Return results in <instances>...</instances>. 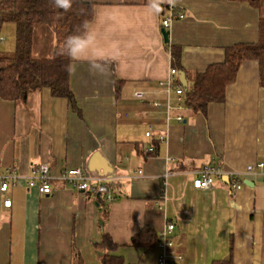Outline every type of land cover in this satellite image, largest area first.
<instances>
[{"label":"crops","instance_id":"obj_1","mask_svg":"<svg viewBox=\"0 0 264 264\" xmlns=\"http://www.w3.org/2000/svg\"><path fill=\"white\" fill-rule=\"evenodd\" d=\"M84 1L94 5L96 40L71 60L77 110L48 88L24 104L0 98V169L28 177L34 165L48 164L53 176L50 195L25 180L0 193V264H101L104 235L125 264H162L163 256L170 264H264V180L245 179L250 185L238 192L227 180H215L210 190L193 187L209 162L230 170L264 162V63L244 62L225 102L209 104L206 114L185 104L196 75L223 63L228 48L259 43L264 0ZM162 4L184 15L168 29L169 43ZM3 38L6 53L12 46ZM55 46L51 30H36V58H51ZM92 62L105 71L92 70ZM171 69L186 91L181 101L175 90L160 87ZM78 167L109 179L115 200L61 180ZM170 223L175 229L167 238L174 244L160 247ZM145 228L159 236L157 245L133 246Z\"/></svg>","mask_w":264,"mask_h":264},{"label":"trees","instance_id":"obj_2","mask_svg":"<svg viewBox=\"0 0 264 264\" xmlns=\"http://www.w3.org/2000/svg\"><path fill=\"white\" fill-rule=\"evenodd\" d=\"M251 1L256 5L255 0ZM169 9L160 5L161 17ZM94 5L84 0H72L65 11L54 6V0H0V30L3 25L16 26V49L7 55L0 50V98L16 104L26 103L29 94L48 88L53 97L67 99L77 110L76 99L70 88L71 59L63 51V42L69 35L79 34L85 20L92 21ZM39 28L51 30L56 46L51 58L33 55L35 32ZM180 51H172L175 66L180 65ZM264 63V21L258 44H241L226 50L225 61L211 65L204 73L197 74L185 97L186 106L194 113L206 114L211 103H223L226 90L234 83L240 67L246 61ZM119 92V87L117 88ZM159 236L145 228L132 239V245L152 248ZM98 249L103 254L101 264H125L123 257L114 255L118 245L109 235H104ZM214 264H233L232 260L216 261Z\"/></svg>","mask_w":264,"mask_h":264},{"label":"built area","instance_id":"obj_3","mask_svg":"<svg viewBox=\"0 0 264 264\" xmlns=\"http://www.w3.org/2000/svg\"><path fill=\"white\" fill-rule=\"evenodd\" d=\"M166 12L167 16L162 19L161 25L163 29L168 31L172 23L176 20L182 19L184 15L176 14L171 7H169ZM3 41L4 38L0 36V43ZM177 73V70L171 69L170 79L161 82L160 87L167 91L175 90L179 97V101H181L186 91L180 83H175L174 79ZM135 97L139 100H145V94L141 92L135 93ZM156 105L158 106L159 104ZM178 121L183 122V118H178ZM149 135L150 133H147V136ZM137 175L141 176L142 171H139ZM168 176L169 173L164 177L163 186L166 185V179ZM225 179H227V183L232 192L241 191L245 187V179L264 180V162L250 164L242 170H230L216 164L215 162H209L202 166L197 172V176L193 181V187L195 190L199 191L210 190L213 188L215 180L221 181ZM21 180L27 182L26 184L29 189L36 188L42 195H50L53 192L51 186L53 176L50 166L48 164H40L32 167V174L28 177L20 175L14 168L0 169V193L2 195L8 193L10 188L17 186ZM61 180L79 191L88 192L96 197L104 196L108 203H112L115 200L112 189L110 188L111 182L109 179L91 176L85 173L81 167L68 170L61 175ZM4 206L6 208H11L12 200L6 199L4 201ZM174 229L175 225L173 223H170L167 226V230L160 235V247L172 246L174 244L173 241L167 238V234L173 232ZM178 258L181 259V257ZM162 264H170L168 256L162 257Z\"/></svg>","mask_w":264,"mask_h":264},{"label":"clouds","instance_id":"obj_4","mask_svg":"<svg viewBox=\"0 0 264 264\" xmlns=\"http://www.w3.org/2000/svg\"><path fill=\"white\" fill-rule=\"evenodd\" d=\"M72 0H54V6L58 9L67 11L71 7ZM99 14L95 21L98 22ZM82 31L79 34L69 35L63 42L64 53L73 61L81 58L91 44L96 40V27L93 21L85 20L81 26ZM74 65H70V70H74ZM90 68L97 72H104L102 64L92 62Z\"/></svg>","mask_w":264,"mask_h":264},{"label":"rangeland","instance_id":"obj_5","mask_svg":"<svg viewBox=\"0 0 264 264\" xmlns=\"http://www.w3.org/2000/svg\"><path fill=\"white\" fill-rule=\"evenodd\" d=\"M2 36L7 38L6 46L9 45L10 49H7L5 54L9 55L16 49V26L12 23H7L2 27ZM1 48V47H0ZM1 50V49H0ZM2 52V51H1Z\"/></svg>","mask_w":264,"mask_h":264},{"label":"water","instance_id":"obj_6","mask_svg":"<svg viewBox=\"0 0 264 264\" xmlns=\"http://www.w3.org/2000/svg\"><path fill=\"white\" fill-rule=\"evenodd\" d=\"M162 33H163V36H164L165 43H169V32L166 29H163ZM182 79L185 80V75L184 74L182 75ZM225 180H227V179H225ZM245 183H246V185L247 184L250 185V182H248V181H246Z\"/></svg>","mask_w":264,"mask_h":264}]
</instances>
